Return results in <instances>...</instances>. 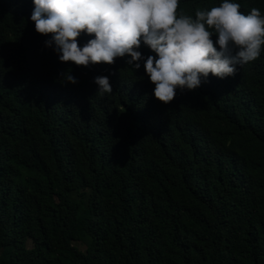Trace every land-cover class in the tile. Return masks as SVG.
Segmentation results:
<instances>
[{
	"label": "trees",
	"instance_id": "16d2710c",
	"mask_svg": "<svg viewBox=\"0 0 264 264\" xmlns=\"http://www.w3.org/2000/svg\"><path fill=\"white\" fill-rule=\"evenodd\" d=\"M33 8L0 0V264H264V45L153 109L120 96L121 64H55Z\"/></svg>",
	"mask_w": 264,
	"mask_h": 264
},
{
	"label": "clouds",
	"instance_id": "9594fccd",
	"mask_svg": "<svg viewBox=\"0 0 264 264\" xmlns=\"http://www.w3.org/2000/svg\"><path fill=\"white\" fill-rule=\"evenodd\" d=\"M31 21L41 34L52 33L45 46L61 67L121 64L130 73L120 96L153 109L170 103L177 90L194 91L211 73L232 79L254 62L264 45V16L247 14L223 0L210 9H180V0H33ZM253 3V2H250ZM179 9V18L178 16ZM50 51V52H51ZM72 61L74 64H68ZM66 62V63H62ZM64 83H78L60 72ZM97 93L113 92L109 76L93 78Z\"/></svg>",
	"mask_w": 264,
	"mask_h": 264
},
{
	"label": "rangeland",
	"instance_id": "374dc122",
	"mask_svg": "<svg viewBox=\"0 0 264 264\" xmlns=\"http://www.w3.org/2000/svg\"><path fill=\"white\" fill-rule=\"evenodd\" d=\"M77 244H78V247L80 248V249H84V245H82V244H80V243H78V242H76Z\"/></svg>",
	"mask_w": 264,
	"mask_h": 264
}]
</instances>
